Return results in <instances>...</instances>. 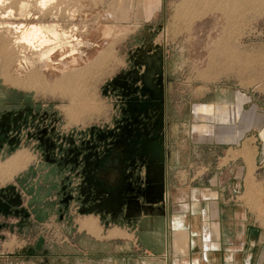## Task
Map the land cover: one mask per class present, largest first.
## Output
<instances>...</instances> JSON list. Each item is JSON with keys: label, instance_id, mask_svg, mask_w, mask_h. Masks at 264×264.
Segmentation results:
<instances>
[{"label": "rangeland", "instance_id": "374dc122", "mask_svg": "<svg viewBox=\"0 0 264 264\" xmlns=\"http://www.w3.org/2000/svg\"><path fill=\"white\" fill-rule=\"evenodd\" d=\"M39 1L0 4V172L13 168L7 179L15 175V161L7 160L17 151L29 153L23 168L30 162L20 175L23 188H0V198L11 204L8 210L0 205V253L21 254L20 259L30 258L27 252L36 244L46 249L67 240L63 226L80 217L76 168L84 138L99 129L114 130L129 100L148 95L146 80L138 82L152 53L165 58L169 132L179 137L191 131V113L198 108L193 88L215 91L218 102L224 90L244 78L249 88L258 84L264 93V0H248L244 6L241 0H54L46 15L39 11ZM32 24L61 36L62 46L50 57L19 43L17 28ZM71 36L78 41L69 44ZM70 50H76L74 56ZM257 50L263 56H256ZM255 67L262 71L246 73ZM163 75L161 68L159 84ZM260 96L264 104V94ZM247 109L250 133L264 141V105L249 103ZM37 175L44 194L52 192V202L71 199L61 219L39 222L31 217L28 193ZM22 225H30L32 233L19 229ZM39 253L35 256L42 259Z\"/></svg>", "mask_w": 264, "mask_h": 264}, {"label": "crops", "instance_id": "0c3cea01", "mask_svg": "<svg viewBox=\"0 0 264 264\" xmlns=\"http://www.w3.org/2000/svg\"><path fill=\"white\" fill-rule=\"evenodd\" d=\"M148 59L138 82L146 80L148 95L129 100L114 130L99 129L84 138L76 168L80 217L63 226L67 240L46 249L36 244L28 259L0 253V264H264V141L250 133L247 112L249 103L264 105L263 91L241 78L215 102V91L193 88L198 108L191 113V131L179 137L169 132L164 55L155 52ZM26 155L17 151L9 157L18 170L7 179L15 171L4 167L0 188L24 187ZM41 188L37 175L28 193L31 217L61 219L71 199L54 203L52 192ZM30 228L19 229L32 233Z\"/></svg>", "mask_w": 264, "mask_h": 264}, {"label": "bare ground", "instance_id": "6f19581e", "mask_svg": "<svg viewBox=\"0 0 264 264\" xmlns=\"http://www.w3.org/2000/svg\"><path fill=\"white\" fill-rule=\"evenodd\" d=\"M4 1V0H2ZM0 0V4L1 3H4ZM38 2V1H37ZM40 3L38 4V7L40 8V12H42L43 14L45 13V15L47 14V7L50 6L51 4L54 3V0H41L39 1ZM60 4V3H59ZM1 6V5H0ZM26 6V5H24ZM23 6V7H24ZM22 7V8H23ZM38 11V12H39ZM9 12V11H8ZM11 14V13H10ZM39 16V15H38ZM40 18V17H39ZM33 19H36V18H33ZM8 25V24H7ZM11 27V26H10ZM5 28V27H4ZM17 32L19 33V36H20V44H26V47L28 46L35 54L36 53H41V54H45V56H49L52 55L55 50H57L59 47H61L62 45H58L59 43V38H61V36L59 37V33L53 29V28H44L42 26H39V25H20L18 28H17ZM71 33V32H70ZM17 34V33H16ZM62 34V33H61ZM65 37V33L62 34ZM67 35V34H66ZM68 35H71V34H68ZM67 37H70L68 36ZM73 35V34H72ZM77 37V36H76ZM65 40V39H64ZM56 41V42H54ZM75 41H78V39H74L70 38V41H69V44H72L73 42ZM15 42V41H14ZM13 42V43H14ZM80 42V41H79ZM57 43V44H56ZM64 43V42H62ZM61 43V44H62ZM77 43V42H76ZM65 44V43H64ZM54 45V47L52 46ZM10 46V45H9ZM50 46H52L50 48ZM76 46V45H75ZM18 47V46H17ZM27 47V48H28ZM65 47V46H64ZM69 48L73 49L72 48V45L71 46H68ZM64 49V48H63ZM67 49V48H66ZM46 50V51H45ZM44 51V52H43ZM62 51V50H61ZM76 51V50H75ZM74 51V53H75ZM72 51L70 50V53ZM74 53H71V56L74 54ZM33 54V53H32ZM40 54V55H41ZM69 54V52H68ZM39 56V55H38ZM70 56V55H68ZM66 55V57H68ZM74 56V55H73ZM44 57V56H43ZM62 58V57H61ZM69 58V57H68ZM51 60V59H50ZM211 64V63H210ZM223 65V64H222ZM48 69V68H47ZM226 69V68H225ZM68 84V83H67Z\"/></svg>", "mask_w": 264, "mask_h": 264}, {"label": "trees", "instance_id": "16d2710c", "mask_svg": "<svg viewBox=\"0 0 264 264\" xmlns=\"http://www.w3.org/2000/svg\"><path fill=\"white\" fill-rule=\"evenodd\" d=\"M4 202H6V203H4ZM0 203H1L0 205H2V207L5 206L4 208H6V210H8V208H10V206H9V205H11L10 201L8 202V201L3 200V198H0Z\"/></svg>", "mask_w": 264, "mask_h": 264}]
</instances>
